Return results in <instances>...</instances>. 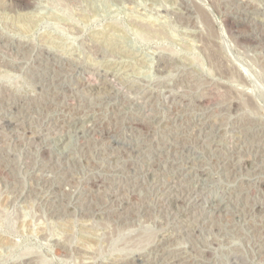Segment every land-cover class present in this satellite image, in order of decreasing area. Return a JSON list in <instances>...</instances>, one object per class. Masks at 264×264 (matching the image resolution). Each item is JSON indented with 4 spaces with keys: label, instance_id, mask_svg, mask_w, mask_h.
I'll return each instance as SVG.
<instances>
[{
    "label": "rangeland",
    "instance_id": "obj_1",
    "mask_svg": "<svg viewBox=\"0 0 264 264\" xmlns=\"http://www.w3.org/2000/svg\"><path fill=\"white\" fill-rule=\"evenodd\" d=\"M18 1L0 264H264V0Z\"/></svg>",
    "mask_w": 264,
    "mask_h": 264
},
{
    "label": "bare ground",
    "instance_id": "obj_2",
    "mask_svg": "<svg viewBox=\"0 0 264 264\" xmlns=\"http://www.w3.org/2000/svg\"><path fill=\"white\" fill-rule=\"evenodd\" d=\"M16 1H17V0H16ZM19 1H23V0H19ZM19 1H18V2H19ZM16 3H17V2H16ZM211 20H212V19H211ZM210 23H211V22H210ZM157 60H158V58H157ZM159 67H160V65H159ZM161 67H162V66H161ZM160 69H161V68H160Z\"/></svg>",
    "mask_w": 264,
    "mask_h": 264
}]
</instances>
